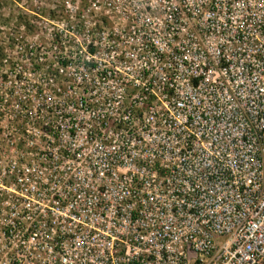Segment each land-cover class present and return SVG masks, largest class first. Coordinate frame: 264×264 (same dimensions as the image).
I'll use <instances>...</instances> for the list:
<instances>
[{"label":"built area","instance_id":"1","mask_svg":"<svg viewBox=\"0 0 264 264\" xmlns=\"http://www.w3.org/2000/svg\"><path fill=\"white\" fill-rule=\"evenodd\" d=\"M50 14L0 60V264H264V0Z\"/></svg>","mask_w":264,"mask_h":264},{"label":"rangeland","instance_id":"2","mask_svg":"<svg viewBox=\"0 0 264 264\" xmlns=\"http://www.w3.org/2000/svg\"><path fill=\"white\" fill-rule=\"evenodd\" d=\"M63 0H0V60L3 51L11 47V41L5 36L15 33L18 37L31 40L35 32V22L42 18H49L53 7H61ZM15 31V32H14ZM2 32V33H1ZM19 32V33H16ZM13 42V41H12Z\"/></svg>","mask_w":264,"mask_h":264}]
</instances>
